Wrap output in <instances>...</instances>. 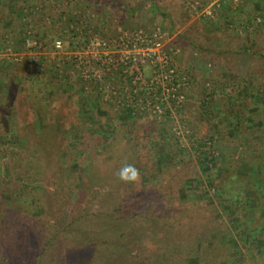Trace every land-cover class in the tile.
<instances>
[{"label": "rangeland", "instance_id": "rangeland-1", "mask_svg": "<svg viewBox=\"0 0 264 264\" xmlns=\"http://www.w3.org/2000/svg\"><path fill=\"white\" fill-rule=\"evenodd\" d=\"M1 6L0 23L6 29L0 34V221L3 211L26 207L22 231L30 242L48 235L54 219L83 215L81 226L91 245L111 255L121 246L132 264H172L157 256L163 240L152 242L148 235L133 248L129 236L133 227L146 225L160 238V225L169 220L180 224L168 231L175 242L198 243L201 233L211 244L219 233L227 254L221 264H237L252 249L260 251L264 227L249 216L219 215L189 204L182 188L196 196L203 152L214 156L208 165L216 167V156L224 155L220 162L225 163L231 150H242L240 133L227 124L230 111L247 99L244 76L264 77V0H4ZM45 32L53 37L44 47ZM141 38L160 43L153 51L165 56V67L155 60L139 66L119 61L127 54H120L125 44L141 47ZM93 39L107 43L106 57L113 64L106 63L104 52L92 53ZM21 41L24 46L18 45ZM158 75L172 80L157 81L150 89ZM212 81L226 86L223 95L214 91ZM238 82L240 89L247 88L230 94ZM129 109L160 125L144 134L136 118L125 115ZM119 117L129 119L117 123ZM123 131L163 135L160 150L190 166L172 179L154 165L150 181H116L113 157L124 152V141L118 139ZM95 136L109 144L117 140L118 146L108 151L109 144H102L73 162V145ZM260 169L247 167L241 173L256 177ZM179 200L185 209L182 221L174 216ZM148 210L146 220L131 219ZM255 212V221L264 215L262 208ZM153 219L159 223L151 224ZM123 245L131 247L129 253ZM187 264L197 261L189 258Z\"/></svg>", "mask_w": 264, "mask_h": 264}, {"label": "trees", "instance_id": "trees-1", "mask_svg": "<svg viewBox=\"0 0 264 264\" xmlns=\"http://www.w3.org/2000/svg\"><path fill=\"white\" fill-rule=\"evenodd\" d=\"M7 1L12 3L17 0ZM3 2L4 0H0V7H2L1 4ZM2 20L3 18H1V21ZM4 28L6 29V25L0 23V34L2 33L1 30ZM43 28L45 31H49L45 25ZM45 34L46 39L42 41V46L44 47L50 43L53 37L47 32H45ZM24 42L21 41L18 45L24 46ZM262 60L264 61V58ZM244 78L249 82L247 83L249 89L246 90L248 96L243 98L247 99H245L243 103H237L240 104L238 109L230 111L232 112V120L228 121L227 124L228 128L231 127L232 130L236 129L240 133L238 144L241 145L242 150L238 154H235L236 152L234 149L231 150L229 152V159L225 163L220 162L224 160V155L216 156V167L215 164L208 165V163L211 162L210 158L212 159L214 156L203 152V155L198 157L199 159L202 158L197 164L198 169H195L197 180H199L197 191L195 192V195L198 197L193 194V197L189 196L187 190H185V186L182 189H184L185 198L189 204L199 205L213 212L217 210L219 215L223 212H227L230 214L232 213V215L237 218L249 216V218H252V221L254 220L253 224H259L264 227V215H259L256 221L253 219L256 213L255 211L258 208L264 209V77H256L254 74H247ZM47 84L49 83L47 82L46 85ZM213 84H215L214 91H217V94L223 95L226 86H221L219 83L217 84L214 82ZM240 88L241 84L238 82L237 85L233 86L230 94L234 95V92H237V90H239L237 93H240L247 87ZM79 93L82 94L81 92ZM234 99L238 100L239 98L235 97ZM224 113L226 115L228 110ZM125 115L128 117L134 116L136 121L140 123L136 128L142 129L144 134L147 135L149 130L156 127V125H160L154 117L150 116L143 121L141 116L145 115L139 116L135 111H131L130 109L125 112ZM128 117H119L120 119L116 120V122H125L129 119ZM120 134H122L121 138L118 139L120 142L124 141V143H121V148H123L124 152L121 155L117 154L113 157V159L116 158L115 161L118 164H116L118 174L125 165H133L134 163L136 164V168L139 169L140 178L144 181H150L151 179L149 176L152 172L151 166L154 167V165H159L160 174L164 175L165 172H170L172 179L174 176L179 175L184 168L190 166V163L182 165V163L175 162L174 159H172V153L160 150L159 146L164 142L163 135L148 137L146 135L144 136L142 133H126L124 131ZM84 139L83 143L79 142V144H74L72 147L75 153L73 155V162L81 161L82 159L80 158L83 157L81 154L86 153L89 155L95 152L96 149L99 150L102 144H109L106 143V141H102L98 136ZM90 140L94 141L97 146L90 144ZM117 146V140L112 141L111 144H109L108 151H111ZM203 147H206V145ZM78 149L80 153H78ZM128 153H131V155L127 157L126 154ZM202 156H204V160ZM123 157H126V159L123 160ZM247 167H259L261 168V173L256 177L242 174L241 170ZM170 176L168 175V177ZM204 178H206L205 181ZM116 181L121 182L119 178ZM131 185L132 184H128V188L132 187ZM179 204L180 207L178 212L175 213L174 216H176L179 221H182V219H184L182 215L185 209L183 202L180 201ZM224 207H226V210H224ZM121 209L124 210L123 208ZM121 209H118L117 212H122ZM11 211H3L2 220L0 221V264H132L131 260L133 257L128 258L123 255L124 253L120 251L121 246L116 253L111 255V253H106V251L100 252L93 244L91 245L88 235H86L83 226H81L85 218L83 215H79V217L76 218L72 217L69 220L58 217L54 219L52 225L48 227L49 230L52 229L48 235L39 238L34 237V239L32 238L33 240L29 242L23 235L22 226L25 225V223L24 220L21 219V215L25 217L28 216V209L18 204L17 206L15 205ZM148 215L149 210L146 213L134 214L131 216V219L140 218L146 220ZM174 222L173 220H169L163 223V225H160L161 227L163 226L162 228L164 229V232L160 230L162 233L157 234L159 236L162 234L160 238L151 235V233H149L150 229H148L146 225L141 226L140 229L133 227V233L129 235L131 241L134 242V244H132L133 248H136L135 246L149 235V239L152 242L163 240V244H160L157 249V256H160L163 261H167L166 263L187 264L188 259L193 258L197 261V264H221L222 259L227 257V254L221 251L222 244L219 233H217L218 236L216 239H212L211 244L204 239L205 236L201 233L198 234V243H190L188 239H178V241L175 242L173 240V236L175 235L168 232L174 225H180ZM155 223H159V220L153 219L151 221V224ZM45 226L48 225L45 224ZM212 230L213 229H210V231ZM42 233H44V230ZM259 242L261 245L260 251L252 249V251L244 254L237 264H264V237H261ZM103 243L107 244V242ZM122 247L128 253L130 252L129 250L131 247L128 248L127 245H123ZM59 250L62 251L58 252ZM47 252H49V254H47ZM157 256L156 259L160 258Z\"/></svg>", "mask_w": 264, "mask_h": 264}, {"label": "built area", "instance_id": "built-area-1", "mask_svg": "<svg viewBox=\"0 0 264 264\" xmlns=\"http://www.w3.org/2000/svg\"><path fill=\"white\" fill-rule=\"evenodd\" d=\"M137 41L141 42V44H140L141 47H137L136 43L130 44V42H128L127 44H125V46L127 48H129V46H131L133 49L130 50L131 47L129 49H126L124 46L123 50L120 51V54L123 51L126 52L127 54L126 55H122V54L119 55V61H121L122 63L127 62V63H131L133 65L139 66V65H142L149 60H155L157 62L164 63L165 64L164 67L166 66L167 61H165V56L161 57V53H156L155 51H153L154 49L159 48L160 43L158 41L148 40L147 38H141V39H138ZM26 43L29 44L28 41H26ZM150 44H152V45H150ZM54 46L56 49H59L61 47V42L56 41ZM88 48L91 49L92 53L97 54L99 51L104 52L106 63H107V60H109L108 62L113 64L114 60L112 59V57L111 56L106 57L107 54H106L105 50L108 49L107 43L100 42V41H98V39H93L92 41H90ZM109 65H111V64H109ZM170 72H172V71H170ZM170 74H172V73H170ZM136 79H138V78H136ZM171 80H172L171 75H158V76H156V79H154L150 82L149 87H150V89H153L152 87L158 83L157 81H160V84H162L164 81L170 82ZM167 91H168V89H167Z\"/></svg>", "mask_w": 264, "mask_h": 264}, {"label": "clouds", "instance_id": "clouds-1", "mask_svg": "<svg viewBox=\"0 0 264 264\" xmlns=\"http://www.w3.org/2000/svg\"><path fill=\"white\" fill-rule=\"evenodd\" d=\"M140 178L139 169L135 168L134 165H125L119 171V179L125 183L136 182Z\"/></svg>", "mask_w": 264, "mask_h": 264}]
</instances>
